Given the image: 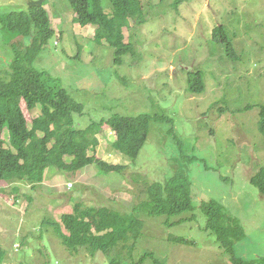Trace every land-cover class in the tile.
<instances>
[{
    "label": "rangeland",
    "instance_id": "1",
    "mask_svg": "<svg viewBox=\"0 0 264 264\" xmlns=\"http://www.w3.org/2000/svg\"><path fill=\"white\" fill-rule=\"evenodd\" d=\"M37 1L0 0V15L26 11ZM140 1L144 20L137 25L130 20L123 30L135 55L124 56L122 64L114 63L113 48L96 40L95 26L75 23L69 0L43 1L54 30L45 45L35 29L23 38L0 27V72L13 51L31 59L35 69L57 79L83 106V115L75 116L76 129L113 115L170 120H151L135 160L115 150L121 141L116 133L102 129L96 135L88 155L124 166L123 173L98 174L94 165L76 172L50 166L42 183L0 182L2 264H136L143 256V264H232L205 231L201 207L210 201L220 203L244 229L234 256L264 257V199L250 183L264 168L258 131L264 106V0H188L177 11L174 0ZM101 4L111 15L110 1ZM219 26L232 44V56L213 38ZM196 71L204 76L200 94H192L187 84ZM17 114L30 125L40 107L28 111L21 105ZM0 148H10L7 126ZM176 174L191 183L193 212L171 219L140 213L142 230L132 250L121 243L92 258L84 250L69 252L56 236L52 224L72 213L75 204L130 214L145 201L148 185Z\"/></svg>",
    "mask_w": 264,
    "mask_h": 264
},
{
    "label": "trees",
    "instance_id": "2",
    "mask_svg": "<svg viewBox=\"0 0 264 264\" xmlns=\"http://www.w3.org/2000/svg\"><path fill=\"white\" fill-rule=\"evenodd\" d=\"M109 1L111 15L104 12L101 0H69V3L76 15L75 23L80 26H95L96 40L99 43L104 41L113 48L114 63L122 64L124 56L130 53L135 55L134 47L125 42L123 30L128 27L130 20L135 25L142 23V4L140 0ZM187 1L174 0L172 8L177 11ZM0 27L9 35L23 38L31 37L32 30L35 29L44 45L54 36L43 6H30L26 11L0 15ZM213 38L226 46L228 55H233L232 44L222 26L213 30ZM187 84L192 94L202 93L203 73L191 72L187 77ZM21 105H25L28 111L40 107V114L30 125L26 119L18 117L17 109ZM83 110V106L69 95L57 79L35 69L31 59H25L13 51L8 68L0 72V135L7 126L10 140L9 149L0 148V182L42 183L50 166L60 171L76 172L94 165L98 174L123 173L124 166L110 165L96 156L88 155L96 135L102 129L116 133L121 141L114 145L115 150L135 160L147 141L151 120L170 121L149 115H113L107 120L91 123L84 130L76 129L75 116H82ZM258 131L264 139V106L259 111ZM250 183L264 199V168H260L250 178ZM145 195V201L130 214L77 203L72 213L62 215L52 226L60 243L69 252L84 250L94 258L99 252L110 253L121 243L132 250L142 230V222L138 216L140 213L171 219L193 212L191 183L183 175L176 174L164 182L148 185ZM201 208L206 218L205 231L215 236L232 264H264V257L244 261L234 256L233 247L243 240L244 229L220 203L210 201L202 204ZM192 218V215L186 219L179 217L173 222V226ZM178 240L183 245L188 244L187 240ZM130 241L132 245L128 246ZM5 258L0 246V264ZM144 258L146 256L141 257L136 264H143Z\"/></svg>",
    "mask_w": 264,
    "mask_h": 264
},
{
    "label": "water",
    "instance_id": "3",
    "mask_svg": "<svg viewBox=\"0 0 264 264\" xmlns=\"http://www.w3.org/2000/svg\"><path fill=\"white\" fill-rule=\"evenodd\" d=\"M44 0H39L37 2H32L30 4V6H42V3H43Z\"/></svg>",
    "mask_w": 264,
    "mask_h": 264
}]
</instances>
